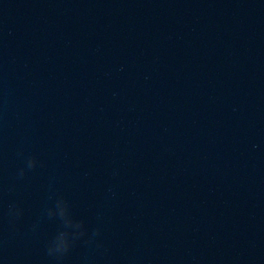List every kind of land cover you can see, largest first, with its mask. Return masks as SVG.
<instances>
[{"label":"water","instance_id":"95a60500","mask_svg":"<svg viewBox=\"0 0 264 264\" xmlns=\"http://www.w3.org/2000/svg\"><path fill=\"white\" fill-rule=\"evenodd\" d=\"M0 264H264V0H0Z\"/></svg>","mask_w":264,"mask_h":264}]
</instances>
